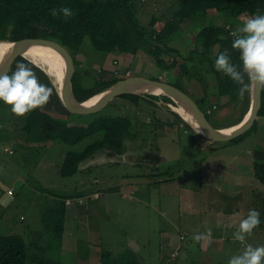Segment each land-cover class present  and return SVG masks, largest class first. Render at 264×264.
<instances>
[{"label": "rangeland", "instance_id": "374dc122", "mask_svg": "<svg viewBox=\"0 0 264 264\" xmlns=\"http://www.w3.org/2000/svg\"><path fill=\"white\" fill-rule=\"evenodd\" d=\"M147 1L151 9L144 4L139 5L138 16L143 23L149 21L152 12L158 16H169L176 8L174 4L177 0ZM226 23L233 25V31L241 25L223 14H208L186 21L180 35L169 46L187 56L194 47L198 32ZM41 48L63 64L53 51ZM116 55L94 49L90 38L85 37L74 57L77 62L74 72L79 71L91 80L103 72L106 78L111 73L118 76L120 73L116 75L113 71L125 69L129 78L140 76L169 83L180 82L181 90L194 101H199L207 90V104L211 101L218 108L208 109L212 113L206 114L216 126L229 125L238 116L239 108L231 109L233 105L226 98L219 100L215 96L213 74L204 75L202 71H197L198 80L188 81L184 76L178 80V67L160 70L143 51L130 60ZM165 60L170 64L172 57L166 56ZM201 75L207 82L204 91L199 78ZM120 98H115L94 114H73L68 122L83 125L98 116L118 115L124 107L131 115L138 112L135 105ZM141 106L144 107L136 121L132 117L133 138L125 151L128 156L131 154L129 158L99 153L84 162L82 169L88 164L93 166L70 177H62L58 172L66 154L83 151L95 137L85 138L75 145L52 140L45 146L29 144L26 147L23 141H4L11 135L21 138V121L10 109H7L10 116L0 113V128H5L0 129V180L15 193L8 207L0 204V235H19L23 238L28 253L27 264H100L102 253L108 252V264H202L213 251L212 245L205 251L203 242L196 243L193 235L179 241L183 231L180 211L186 205L184 196L189 202L187 205L191 203V196L184 191L197 189L203 192L202 181L209 183L212 178L207 166L218 157H224V161H217L218 172L214 175L221 173L217 181H222L224 176L228 183L237 186L238 166L248 163V158L253 159L255 149L264 148V118L257 117L256 127L238 143L218 144L221 147L212 152L208 139L185 132L181 123H175L177 120L170 113L171 108L161 99L155 104L156 108L145 103ZM52 115L61 119L67 117ZM162 123L163 128L160 127ZM3 143L11 146L7 153L3 150ZM127 143L126 139V146ZM153 155L159 156V163L148 161ZM128 182L131 183L129 187L125 185ZM107 186H111V193L107 192ZM90 188L92 190L85 192ZM97 190L100 199H95ZM67 199L72 201V205H66ZM203 208L207 205H200V209ZM189 210H192V205ZM21 216L24 221L20 220ZM48 241L52 246L49 249L45 247ZM178 245L180 247L176 248ZM173 251L176 252L171 254ZM135 256L139 262H132Z\"/></svg>", "mask_w": 264, "mask_h": 264}, {"label": "trees", "instance_id": "16d2710c", "mask_svg": "<svg viewBox=\"0 0 264 264\" xmlns=\"http://www.w3.org/2000/svg\"><path fill=\"white\" fill-rule=\"evenodd\" d=\"M142 4L151 9L147 0H0V41H18L22 39L54 41L70 54L73 65L76 66L75 63L77 62L74 57L78 54L84 38L89 37L92 46L98 51L114 53L120 58L124 57L129 60L134 58L140 51H143L152 58L154 64L160 70H170L178 67V80H181L183 76L188 81L197 79V71H202L204 75L213 74L216 82L215 96L219 100L226 98L228 103L233 105L231 109L239 108L238 116L233 123L224 126H216L210 121L209 116L206 114L210 113L208 109L217 110L218 106L211 101H209V105L207 104L209 97L207 90H205L207 82L202 78V75L199 78L202 80L200 82L203 91H205L202 93L203 97H200L199 101H195L197 106L215 128H228V126L232 127L239 124L248 110L249 93L243 98L237 95L239 86L229 77L216 72L214 68L216 55L213 54L215 45L219 44V51L228 50L233 62L239 64V54L231 48L233 25L226 23L223 26H209L202 29L198 32L193 44L194 47L187 56L182 55L177 49L171 48L169 44L180 35L182 25L186 21H192L208 14H223L233 22L241 24L244 17L254 14L264 15V0H177L174 4L176 8L169 16H158L155 12H152L147 23H143L138 16L139 5ZM61 6L69 7L73 11V16L67 20L62 16L55 18L51 16L50 10L58 9ZM198 41L199 43H197ZM166 56L172 57L170 64H167ZM18 62L30 64L37 72L40 81L53 88L54 94L46 107L33 110L25 117H17L21 121L19 127L22 130L21 138H13L11 135L7 139L3 137L4 141L13 140L15 143L23 141L26 147L29 144L45 146L47 142L52 140L75 145L85 138L95 137L93 142L83 151L66 154L58 169L62 177L74 176L82 171L83 163L99 153L121 156L122 159L128 156L125 151L128 144L132 142L131 138H133L134 122L132 117H135L136 121L138 113L144 107L141 105L145 103L152 105L150 106L152 108H156L155 104L158 99H161L164 103H172L165 96L122 95L120 99L135 105L138 110L137 113L131 115L129 110L124 107L123 112L118 115L98 116L86 124L73 125L68 122V118L73 114L65 110L48 76L38 67L26 59L18 57L13 63L9 74L15 69ZM78 72L73 74L72 86L74 95L79 102L86 101L114 83L129 77L126 76L127 71L125 69L120 72L119 76H114L111 73V76L106 78L103 72L91 80ZM151 79L159 80L158 78ZM170 84L181 90L180 82ZM7 109H10V107L0 102L1 115L6 116L7 114L10 116ZM52 113L67 117L66 119L55 118ZM152 113H155V111H152ZM170 113L176 117L177 121L175 123H181L180 125L183 126L185 132L188 131L196 137L203 138L183 122L177 114L171 111ZM259 117L264 118V88H262L261 93ZM160 127L163 128L164 123L160 124ZM255 127L256 121L248 132L229 142L210 141L212 145L210 151H217L221 147L218 144L231 145L238 143ZM9 128L11 129V125H9ZM126 139L129 142L127 146ZM2 145L3 150L6 147H11L6 143ZM129 156L126 158H129ZM148 159L151 164L159 163L158 155H153ZM253 168L254 177L264 183V148L253 151ZM165 174L169 175L167 172ZM155 176L157 174L153 177ZM56 227L57 222H55ZM182 236L185 240L186 235L182 234ZM182 236L179 237L180 241H183ZM49 242L47 249L52 247ZM109 256V252L107 254L102 253L100 264H108ZM132 262H139L136 256ZM27 263L28 253L23 238L19 235H0V264Z\"/></svg>", "mask_w": 264, "mask_h": 264}, {"label": "clouds", "instance_id": "9594fccd", "mask_svg": "<svg viewBox=\"0 0 264 264\" xmlns=\"http://www.w3.org/2000/svg\"><path fill=\"white\" fill-rule=\"evenodd\" d=\"M50 14L54 18L62 16L67 20L73 16V11L67 6H61L51 9ZM231 35V48L238 52L239 64L233 62L228 50L219 51L217 46L214 68L239 86L237 95L243 98L256 86L264 88V15L244 17L241 25ZM3 59L0 56V64ZM53 94V88L42 83L37 72L28 63L18 62L11 74L0 70V102L9 106L16 117L22 118L33 110L46 107ZM8 198L12 200L13 196ZM260 224V213L255 209H250L246 217L239 221L233 239L244 246L243 251L233 255L228 264H264V245L253 246L246 243ZM192 239L196 243L210 244L213 239L212 230L195 233Z\"/></svg>", "mask_w": 264, "mask_h": 264}, {"label": "crops", "instance_id": "0c3cea01", "mask_svg": "<svg viewBox=\"0 0 264 264\" xmlns=\"http://www.w3.org/2000/svg\"><path fill=\"white\" fill-rule=\"evenodd\" d=\"M5 150H9V147H6ZM249 151L247 155L250 154ZM249 159H247L248 163L238 166L240 170L237 173V186L228 183L224 176L222 181H217L221 175V173L218 176L214 175L215 172H218L219 163L217 161H224V157H218L211 160L207 166L209 175L212 178L209 183L202 181L204 191L201 192L197 189L184 191L187 196H191L192 198H189V200L191 199V203L187 205L189 202L185 201L186 196H184V203L186 205L184 204L185 206L180 211V219L183 226L181 234L190 236L198 232H204L207 229L212 230L213 239L211 243L205 244L203 242V244L205 251L208 250L210 245H212L213 251L206 257L207 259H204V263L202 264H228L229 259L233 255L243 251L244 246L240 242L234 241L233 233L236 231L239 221L246 217L250 209L259 211L261 224L247 238L246 243L253 246L264 245V184L254 177L253 159ZM93 165L88 164L83 169H87ZM243 172L247 173L243 174ZM244 176H246V180ZM0 183V204L5 207L13 201L15 193L13 192L11 200L5 192L9 190L10 186L2 180H0ZM125 185L129 187L131 183L128 182ZM110 189L111 186H107V192L111 193ZM90 190L92 188L85 190V192ZM94 194H98L97 197L95 196V199L101 198L98 190ZM202 204L207 205V208L200 209V205ZM191 205L192 210H189V206ZM210 205H213V207L211 208ZM20 220L24 221L25 219L21 216ZM45 247H48V245H45ZM178 247L180 245L176 248ZM177 250L180 252L179 249Z\"/></svg>", "mask_w": 264, "mask_h": 264}, {"label": "water", "instance_id": "95a60500", "mask_svg": "<svg viewBox=\"0 0 264 264\" xmlns=\"http://www.w3.org/2000/svg\"><path fill=\"white\" fill-rule=\"evenodd\" d=\"M0 42H6L8 44H11L9 51L4 56L3 63L0 64V70L7 71L8 73L10 72L15 60L18 57L24 58V54L31 47H46L62 59L63 70L61 71L60 91L57 90L55 84H53L52 82L51 83L55 88L63 107L70 114H94L105 108L115 98L120 97L122 95L145 96L153 95L148 93V91H158L160 93L159 95L165 96L172 101V103H166L170 108L171 106L176 107L177 105L184 108L191 115L196 126H194V128L180 114L171 109V111L177 114L181 118V120H183V122H185L190 128H192L203 138H206L211 142L218 143L229 142L235 138L242 136L252 128L253 124L255 123L258 117L262 93V88H260L259 86L254 87L253 90L249 93V106L247 113L243 117L242 121L239 124L233 126L235 127V129L232 130L230 133H224L226 128L218 129L212 126V124L206 119L203 112L199 109L196 102L184 91L180 90L179 88L175 87L174 85L168 82L147 79L140 76L125 78L114 83L101 93L97 94L100 95V98L93 106L86 107L84 106V103L88 101V99L86 101L79 102L74 95L72 86V78L74 74L73 60L69 53L63 47H61L54 41L45 39H22L18 41ZM217 46L219 47V44H216L214 47V55H216L217 53ZM31 63L38 67L45 75H47L45 70H43L41 67L37 66L33 62ZM49 71L50 67L47 69V72ZM48 78L50 77L48 76ZM157 102L158 101H156V103Z\"/></svg>", "mask_w": 264, "mask_h": 264}, {"label": "bare ground", "instance_id": "6f19581e", "mask_svg": "<svg viewBox=\"0 0 264 264\" xmlns=\"http://www.w3.org/2000/svg\"><path fill=\"white\" fill-rule=\"evenodd\" d=\"M11 47V44H8L6 42H0V56H5V54L9 51ZM24 58L27 60L35 63L37 66L41 67L47 75L50 77L51 81H54L55 86L57 87V90L60 91V81H61V71L63 70V64L53 55L42 49L41 47H31L25 54ZM50 67V71L47 72V69ZM148 93L153 95H159L160 93L158 91H148ZM100 98V95H95L88 99L84 103V106L90 107L93 106ZM171 109L173 111H176L178 114H180L187 122H189L193 127L196 126L194 123L191 115L181 106L177 105L176 107H172ZM195 128V127H194ZM235 127H229L226 128L224 133H230L232 130H234Z\"/></svg>", "mask_w": 264, "mask_h": 264}, {"label": "built area", "instance_id": "2783aa9c", "mask_svg": "<svg viewBox=\"0 0 264 264\" xmlns=\"http://www.w3.org/2000/svg\"><path fill=\"white\" fill-rule=\"evenodd\" d=\"M115 64H117V62H115ZM113 72H114L116 75H118V74L120 73L119 70H114ZM126 74L129 75V72H126ZM119 75H120V74H119ZM119 75H118V76H119ZM7 195H8L9 197H12V196H13V191H12V190H8V191H7ZM65 203H66V205H71V204H72V201H71L70 199H68V200H66ZM181 239L183 240L184 237L182 236Z\"/></svg>", "mask_w": 264, "mask_h": 264}]
</instances>
